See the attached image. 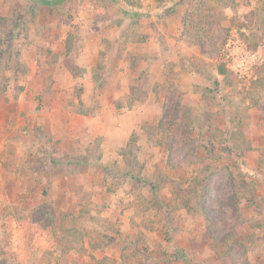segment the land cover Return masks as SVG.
Masks as SVG:
<instances>
[{"label":"rangeland","instance_id":"1","mask_svg":"<svg viewBox=\"0 0 264 264\" xmlns=\"http://www.w3.org/2000/svg\"><path fill=\"white\" fill-rule=\"evenodd\" d=\"M39 1L0 0V264H264V61L222 58L264 0Z\"/></svg>","mask_w":264,"mask_h":264},{"label":"built area","instance_id":"2","mask_svg":"<svg viewBox=\"0 0 264 264\" xmlns=\"http://www.w3.org/2000/svg\"><path fill=\"white\" fill-rule=\"evenodd\" d=\"M146 5L153 0H139ZM222 58L226 67L241 78L253 79L255 66L262 64L259 52L249 50L239 40H231L222 49Z\"/></svg>","mask_w":264,"mask_h":264},{"label":"trees","instance_id":"3","mask_svg":"<svg viewBox=\"0 0 264 264\" xmlns=\"http://www.w3.org/2000/svg\"><path fill=\"white\" fill-rule=\"evenodd\" d=\"M184 0H180L179 2H180V4L183 2ZM39 2H42V3H44V4H46V5H54V4H56L57 2L55 1V2H52V1H46V0H41V1H39ZM218 73L220 74V75H227V73H228V69L225 67V66H222L221 68H219L218 69ZM262 81L264 82V75L262 76ZM170 127L172 126V123H171V125H169ZM152 189H156V186L155 185H153L152 184ZM235 196H237V193L236 192H234V195H233V197H235ZM239 209H237V211H238Z\"/></svg>","mask_w":264,"mask_h":264}]
</instances>
